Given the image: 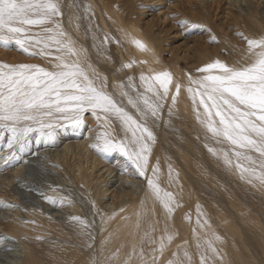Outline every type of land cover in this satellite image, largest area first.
Listing matches in <instances>:
<instances>
[{"label":"bare ground","instance_id":"6f19581e","mask_svg":"<svg viewBox=\"0 0 264 264\" xmlns=\"http://www.w3.org/2000/svg\"><path fill=\"white\" fill-rule=\"evenodd\" d=\"M72 1L59 0L63 15L56 19L62 29L70 35L81 66L94 81L95 86L103 85V90L113 97L118 106L153 133L154 141H148L151 147L148 169L145 176H140L135 166L119 150L101 154L91 146L98 143L96 137L100 132L107 131L117 142L123 141L129 149L133 147L131 141L134 138L115 115L111 116L110 124L105 128L98 127V121L91 110L87 111L89 118L83 114L84 124L80 127L73 126L70 120L60 119L55 125L57 133L55 143L45 144L46 148L42 149L45 155L42 163L50 170H55L58 175L61 174L66 182L76 187L84 196L94 220L87 224L92 228L90 235L94 239L83 252L79 248V243H76L78 240L75 242L70 240V234L79 229L77 225H71L73 228L67 229L66 226L60 225L61 223L46 220L37 212L28 211L29 213L26 212L22 217L19 210L12 207L14 209L12 213L3 212L4 210L0 212V247L16 248L20 252L18 256L22 258L18 264H52L57 256L71 262L70 264H153V256L156 257L155 264H169V261L172 264H201L202 256L205 257L206 264H256L255 261L252 263L253 255L249 248L252 246L253 249H260L264 258V229L244 208V205L252 203L242 200L244 204L242 205L235 193L231 191L230 193L229 190L227 192L221 184L219 185L214 177L218 176L215 170L206 172L202 156H205V152L209 154L208 148L216 149V154H211L226 164L223 158L224 151L218 150L217 138H214L201 122L206 118V114L203 106L199 105L200 97L197 96L194 105L187 91L189 86L194 89L197 87L189 84L188 77L201 79L206 74L199 72L198 69L205 65L216 60L229 67L235 65L225 56H218L217 52L212 56V50L210 51L208 46L212 39L208 31H202L200 26L195 27L198 38H195L189 48L195 47L194 50H197L199 46L204 45L202 47L204 54L201 57L204 64L189 65L186 58L190 52L182 50L173 52L175 56L168 62L162 59L161 43L168 36L167 30L173 27L175 30L178 29L177 33L184 34L188 29L194 28L192 25L195 23H189L187 26L173 23L167 27L154 25L152 28H143L139 21L122 22L115 9H108L103 0H88L97 17L93 28L90 19L95 16L83 14L80 20L74 8L78 2ZM196 1L198 5L194 14L195 20L204 14L215 16L221 11L217 0L211 5H206L203 0ZM243 1L245 5H241ZM244 6H249L246 0H232L231 13L222 19L237 24L240 29L248 26L250 30L246 32V38L264 37V16L259 21L250 7ZM154 18L157 21L159 17L156 15ZM154 18L152 23L156 22ZM149 25L150 23L146 26ZM85 32L90 34L85 35ZM199 33H202L201 36ZM231 33L232 31L226 32V35ZM105 34L111 41L105 40ZM133 39L144 43L147 50L142 51L136 47L132 43ZM244 42L248 48L246 39ZM41 47L42 45H35L30 47L29 51L39 53ZM9 49H14V53L12 59L5 62L7 64H34L50 71L56 70L54 56L57 53L54 45L45 50L52 55L38 54L36 62L21 59L22 51L15 44ZM65 59L72 62L77 60V56H66ZM180 61H184V67L180 65ZM251 62L252 57L247 49L238 65L242 67ZM129 64L130 67H125ZM162 71L172 74V84L167 96L160 99L155 94V90L162 93L159 85L154 81L142 80L141 75L147 78ZM213 74H219V70L214 69ZM123 83L139 91V97H129ZM150 83L153 85V91L148 90ZM177 83L181 85L178 95L175 90ZM174 95L175 102L172 99ZM129 98L135 101L137 107L129 103ZM145 100L148 101L147 104ZM156 104H159L160 108L157 115L152 116L149 105ZM198 115L200 119H197ZM214 119L218 123L219 117L214 116ZM208 136L214 138L213 146L206 144ZM41 154V152L38 154L39 157ZM3 156L6 154H0V157ZM229 157L233 160V165L226 164L227 171L240 183H248L247 185L254 191L264 195V186L257 180L249 183L247 178H241L240 171L234 167L236 158L233 155ZM209 161L217 170L220 169L218 162L212 159ZM2 163L3 160L0 159V166ZM157 164L159 170L153 177L152 169ZM116 169L123 170L124 175L120 176L119 180H113ZM148 178H153L162 190L173 194L171 214L151 195L147 185ZM205 186L214 197L224 196L228 199L231 211L238 216L237 219L239 218L240 227H237L233 214L230 218L231 215L227 212L229 217L214 198H208L209 203ZM6 194L8 193L0 186V199ZM241 195L243 197L246 193ZM64 210L68 215L76 216L80 213L76 204L72 209ZM166 235H172L173 239L170 243L165 239V248L161 253L158 250L160 241ZM46 237L52 240L50 244L44 245ZM61 241L67 242V247L66 245L61 247L62 245L58 244ZM209 242L219 256L212 252ZM16 249L13 250L16 252ZM185 252L188 253L190 260L185 256ZM42 254H47L46 262L42 261ZM1 256L3 255L0 254Z\"/></svg>","mask_w":264,"mask_h":264},{"label":"snow or ice","instance_id":"6c2138e0","mask_svg":"<svg viewBox=\"0 0 264 264\" xmlns=\"http://www.w3.org/2000/svg\"><path fill=\"white\" fill-rule=\"evenodd\" d=\"M62 15L59 0H0V46L9 49L15 44L20 51L35 55L37 53L30 52L29 48L42 45L38 54L52 55L45 50L54 45L57 53L54 56L56 70L52 71L34 64L10 65L0 62V129H6L10 133L6 142L5 137L0 136V148L6 143L7 148L12 150L9 155L0 157L4 161L0 167L7 168L18 162L15 148L17 145L21 151L27 148L31 143L30 133L39 131L38 142L42 139L46 145L54 144L57 134L55 125L60 119L70 120L73 126L80 127L84 124L83 114L91 110L98 121V127H107L111 116L115 115L134 138L131 141L133 147L129 149L123 141L117 142L109 132L103 131L96 137L98 143L91 146L101 154L119 150L135 166L139 175L145 176L151 153L148 141H154L153 133L118 106L113 97L103 90V85L95 86L81 66L70 35L56 19ZM188 24L187 20L178 21V26ZM33 28H40L41 31L34 32ZM212 39L215 41V37ZM245 39L252 57L249 65L229 67L216 60L198 69L206 74L201 79L188 77L189 84L197 87L194 89L189 86L187 91L194 105L197 96L200 97L199 105L203 106L206 114L201 122L217 138V143L228 141L233 146L232 155L236 158L234 167L240 171L241 178H247L249 183L257 180L264 186V37ZM105 40H108L107 36ZM132 43L142 51L147 50V46L138 39H133ZM66 56H77V60L69 62L65 59ZM214 69H218L219 74H213ZM141 79L154 81L159 85L162 93L155 90V94L160 99L167 96L172 84V74L168 71L158 72L147 78L141 75ZM180 89L181 85L177 83V95ZM148 90H154L151 83ZM172 99L175 102L176 96ZM129 103L137 107L131 98ZM147 103L145 100V104ZM149 108L151 115L156 116L160 105H149ZM213 112L215 117H219L218 123ZM197 119H200V115ZM138 132L140 135H137ZM208 151L216 154V149L212 147ZM252 153L257 155L254 157ZM223 158L227 165H233L228 152L223 153ZM158 170L157 164L152 169L153 177ZM147 185L154 199L171 214L173 194L162 190L153 178L147 179ZM46 199L51 203L60 199L64 203L66 198ZM71 219L79 221L82 228L87 227V222L82 218ZM165 239L170 243L173 237L166 235L161 238L158 249L161 253L165 248ZM209 247L219 256L211 242ZM185 256L188 257L187 252ZM155 261L156 257L153 256V264ZM169 264L172 262L169 261ZM201 264H206L204 256L201 257Z\"/></svg>","mask_w":264,"mask_h":264},{"label":"rangeland","instance_id":"374dc122","mask_svg":"<svg viewBox=\"0 0 264 264\" xmlns=\"http://www.w3.org/2000/svg\"><path fill=\"white\" fill-rule=\"evenodd\" d=\"M76 1L78 2V4L76 5L74 3V5H76V7L74 6V8L76 9L78 18L81 20L83 18V14L89 15L90 17L95 16V18L90 19L92 27L95 28L94 25L97 21V17L90 2L88 0H76ZM76 1L73 0L72 2H76ZM103 1L107 5L108 9H112V8L115 9V11L121 17L122 22H128L129 20L139 21V23L142 25L143 28H152L154 25H156V27H158L159 25L167 27V25L171 26L173 23H178V21H183V20H187L189 21V23H195V25L201 27L202 31L207 30L211 39L215 37V41H213L212 39V41H210L208 45L210 51L212 50V56L214 55V53L217 52L218 56L219 55H222L223 57L225 56L227 59H229L230 62H232L235 65V67H240L238 64L242 59L245 51L248 49L247 45L244 42L245 34L247 31L250 30L248 29V26H244L242 29H240L237 24L234 25L231 21H226V20L224 21L222 19L226 14L231 13L232 0H217L219 5L221 6L220 13L216 14L215 16L204 14L198 20L194 19L195 17L194 14L195 11L197 10V5H198V2L196 0H161L160 2H156L152 0H103ZM203 1L205 2L206 5H211L215 2V0H203ZM246 3H248L249 6H244V8L250 7L251 11L256 14V19L261 21L262 16H264V0H246ZM241 5H245L244 1L241 3ZM156 15H158L159 17L157 21L154 18V16L156 17ZM153 18L156 21L155 23L151 22ZM148 23H150V25L147 27L146 25ZM38 30L39 28H33V31H38ZM177 30L178 29L175 30L173 27L171 28V30H167L166 34H168V36L161 43L163 47L162 59L168 62L170 58H173L175 56L172 54L173 52H175L176 50L179 51L182 50V51L190 52L188 53L186 58V60L189 61L188 63L189 65L191 66L194 64L199 65L200 63L204 64V60L201 59L202 55L204 54V51L202 50V47L204 45L199 46L197 50H194L195 47L189 48L190 44L195 40V38H198L197 37L198 33H196L195 27L192 29H188L187 31H185L186 33L184 34L183 32L177 33L178 32ZM230 31H232V33L226 35V32H230ZM85 33H86L85 35L90 34L89 32H85ZM201 34L202 33H199V36H201ZM107 37L108 40L111 41V38L109 36ZM30 52L37 53L34 51H30ZM13 53H14V49H5L3 46H0V62H4V63L6 61L9 62L12 59ZM182 54L183 53H180V55ZM38 58H39L38 53L35 55H29L28 53L22 52L21 55V59H24L27 62H36ZM180 65L184 67L185 66L184 61H180ZM123 84H124L123 85L124 90L126 91L129 97L131 98L139 97V93H138L139 91H136L135 89H133V87H128L126 83ZM84 115L85 117L89 118V113L85 112ZM36 127L38 128L39 126L36 125ZM8 135H10V133L6 129H0V136L5 137V142L6 139L8 138ZM29 137L31 143L28 145L27 148H25L22 151L20 150L19 145H17L15 148L16 157L18 159V162H14L16 168L15 166L0 168V183H1L0 186L2 187V189L4 188V190L8 193L4 196V198L1 197L0 199V212L4 210L3 212L12 213L14 209H17L19 210L22 217H24L26 215V212L28 211L37 212L40 213L42 216H44L43 218H45L46 220L47 219L53 220L56 224L61 223L60 225L66 226L67 229L68 228L72 229L73 227L71 225H77L79 229L78 231H75L74 233L70 234L71 235L70 240L72 239L74 242L75 240H78L79 242L76 241V243H79V248L81 249V251L84 252V250L87 248V245L91 243L94 239V237L90 235L92 228L88 225L86 228H82L79 221L72 220L71 217H80L83 220H85L87 224L90 221L94 222L89 204L85 200L84 196L79 192V190L76 187L70 185L68 182H66L60 173H59L60 175H58V173L55 170H50L48 167L44 165V163H42V159H44L45 156L42 151L46 147L41 139L39 140L40 143L38 142V138L40 137L39 131L30 133ZM208 143L211 146H213L214 138L212 136L206 137V144ZM217 145H218V150H223L224 152H228L229 155H232L233 146L230 144V142L223 141L221 143H217ZM0 151H1L0 154H6L7 156L12 150L7 148L5 143V146L0 148ZM40 152L42 154L39 157L38 154H40ZM199 153L200 150L198 151V154ZM252 155L255 157L257 154L252 153ZM35 157H37L36 158L37 160L36 159L31 160L34 159ZM202 158L204 159L203 164L206 172H208V170H215L217 172L218 176H214V177H216L219 185L221 184L223 189L227 190V192L229 190V192L231 191L235 193L236 196L239 197L237 199L241 201V203L242 200L244 202L247 201L249 203H252V204H246V206L242 203V205H244L245 210H247L250 214H252L253 217L258 221L259 225L264 229V195L259 194L258 191H254L251 186L247 185L248 183L245 184L240 183L236 177H234L227 171V165L221 163L220 159L213 156V154H211L210 152L209 154L205 152V156H202ZM209 159L218 162L220 169L217 170L210 163ZM3 164L4 161L2 165ZM17 169H19V171H17ZM116 171L114 172L115 176L113 177V180H119L120 176L124 175L122 169H118V170L116 169ZM57 176H59V178ZM204 190L205 191L207 190L206 191L207 200L208 198L211 197H212L211 199L214 198V201L218 203V205L220 203V207L222 208V210L228 216L229 214L231 215V217L229 216L230 218L234 216L233 219L234 221H236L237 227L238 226L240 227L239 218L237 219L238 216L233 211H231L230 209L231 206L228 202V199H226L224 196L214 197V195H212L210 189L207 186L204 187ZM51 192H53V194ZM9 193L12 194L9 195ZM242 193H246V195H243L242 197L241 195ZM3 194L5 193L3 192ZM12 195L14 196L12 197ZM46 197H53L54 199L55 198H66V199L64 203H61L60 199H57L56 203H51L46 199ZM208 201L210 203V199ZM74 204H76L80 209L79 215L76 216L68 215L67 212H65L66 210L64 209L66 208L72 209L74 207ZM5 205H14L13 207L14 209L12 207H5ZM221 231L223 232L222 229ZM51 240L50 237L44 238V242H45L44 245H46V243L50 244ZM58 244L62 245L61 247H64L65 245L67 247L68 245V243L64 241H61ZM13 249L15 250L16 248H11V247L7 248L4 246L0 247V254L3 255L0 257V264H18L22 261V258L18 256L19 251L16 249L17 252L16 253ZM249 250L250 252H252L253 255L252 263L253 261H255L256 264H264L263 254L260 249H253L252 246H250ZM15 254L17 256H15ZM41 259L43 262H46L47 254H42ZM54 259L55 260L52 261L54 264L71 263L64 261L65 259L60 256H57Z\"/></svg>","mask_w":264,"mask_h":264}]
</instances>
